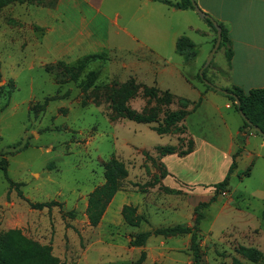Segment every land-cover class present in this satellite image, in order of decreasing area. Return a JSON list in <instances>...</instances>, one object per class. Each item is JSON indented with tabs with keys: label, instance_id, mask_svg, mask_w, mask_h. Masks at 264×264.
<instances>
[{
	"label": "rangeland",
	"instance_id": "obj_1",
	"mask_svg": "<svg viewBox=\"0 0 264 264\" xmlns=\"http://www.w3.org/2000/svg\"><path fill=\"white\" fill-rule=\"evenodd\" d=\"M46 1L0 8V159L8 164L7 177L0 168V233L21 229L28 238L51 246L64 264H136L142 254L140 264H193L190 234L152 236L141 247L130 241L145 231L195 225L196 206L214 196V185L228 172L231 135L242 125L235 140V152L241 153L229 190L202 209L197 232L201 263L233 264L237 258L241 264H264V140L244 126L226 95L206 86L246 92L263 88L258 64L239 59L229 71L221 47L201 80L213 46V39L203 34L208 23L196 12L192 29L171 12L132 22L128 29L135 40L125 36L121 50L104 52L103 59L91 62L74 80L77 71L64 66L74 63H53L40 44L45 29L33 23L30 6ZM123 20L127 17L119 20L120 26H125ZM149 21L156 26L149 29ZM183 35L196 44L190 61L176 52ZM76 58L69 61L76 63ZM92 71L96 76L89 79ZM131 78L138 89L126 107L136 113L157 108V122L112 117L111 93ZM153 86L161 90L159 96L170 91L173 102L146 97L145 90ZM180 99L189 102L185 106ZM184 107L190 114L176 126L182 132L159 135L153 130L164 126L168 113ZM190 141L195 151L178 157ZM18 143L27 148L15 152ZM165 146L174 147L175 153L164 163L158 147ZM113 158L125 164L128 177L100 224L92 227L86 215L88 195L105 182L104 165ZM161 163L172 175L168 171L170 177L153 185ZM10 182L21 184L30 202L61 205L35 210ZM124 205L136 207L144 220L128 224L121 213ZM239 247L260 251L261 260H248L237 252Z\"/></svg>",
	"mask_w": 264,
	"mask_h": 264
},
{
	"label": "trees",
	"instance_id": "obj_2",
	"mask_svg": "<svg viewBox=\"0 0 264 264\" xmlns=\"http://www.w3.org/2000/svg\"><path fill=\"white\" fill-rule=\"evenodd\" d=\"M38 0H0V8L5 7L13 2L18 4H31ZM168 6L174 7L176 9H192L195 10L191 0H180L176 3H172L170 1L159 0ZM208 25L212 28L214 33L216 34L217 40V30L214 27V22H216L211 16L205 13L204 18ZM217 25L221 28L222 31V41L221 47L225 49V56L227 59L228 66L231 67V60L233 58V50L232 43L229 37L228 31L217 23ZM196 45L193 41H191L188 37L182 36L178 38L176 42V52L184 57L186 61L192 60L196 56ZM219 48V49H220ZM104 53L100 54H92L88 55L74 64L68 65L63 62H59L58 65H64L68 70H76L75 75H72V79L77 80L79 78L80 73H82L87 66L91 62H95L97 60L103 59ZM212 64V62H211ZM210 64V65H211ZM210 65L208 67H210ZM207 69L203 71V75L201 80L205 79V72ZM218 71L223 72L221 69L217 68ZM96 76L95 72H90L88 77L89 79L94 78ZM208 89L215 90L213 87L206 85ZM138 89V85L135 79H129L125 84H123L120 89L113 90L111 93V108L115 116L112 117H122L128 120L142 123V124H150L153 122H157L158 117V109H150L149 111H143L142 113H136L131 111L126 107L125 103L132 97L135 96V92ZM230 93H234L238 100L240 101V107H237L235 104V99L233 97L227 96L234 104L235 110L239 113L240 110L245 114L248 118L249 123L243 120V124L247 128L254 129L258 127L264 133V88L251 89L248 92H245L243 89L239 87H234L233 89H226ZM158 92H161L159 88L153 86L151 88H147L145 90L144 95L150 99H156L157 102H167L172 103L173 97L170 94V91L166 90L163 92L161 96L158 95ZM185 106L188 104L187 99H180ZM201 99L198 104L195 106L193 110H195L199 104L201 103ZM48 104V101H45V105ZM190 112L184 108L181 110H177L175 112H170L165 116L164 126L153 127V130L157 132L159 135H165L169 133H174V131L182 132V129L176 127L178 123L182 122L189 116ZM175 127V129H172ZM184 130V129H183ZM257 135H260L256 131ZM261 136V135H260ZM262 137V136H261ZM263 138V137H262ZM264 139V138H263ZM190 146L187 150L178 153V157H185L194 152L193 142H189ZM27 148V144L22 146L20 143L14 146L15 152H18L22 149ZM160 151V155L165 157L168 155H173L175 153L174 147L165 146L158 147ZM14 152V153H15ZM241 153V149H238L236 153L232 156V162L228 168V172L225 175L224 179L215 184L216 193L208 202H200L196 208V218L195 225L193 227L177 225L173 227L167 228H158L152 231H145L141 233H137L132 236L130 244L135 247H141L146 244L149 238L152 236H168L172 234H190L191 242H192V250L194 256L193 264H202L201 256H200V244L198 239V226L201 224L204 214L202 209L209 207V205L217 200V195L226 193L230 187L231 175L237 169V157ZM0 168L4 172L7 177V168L8 164L5 159H0ZM105 172V182L97 186L89 195L86 207V215L89 221L90 226L97 227L109 204L112 202L116 194L122 189L124 180L128 177V170L125 164L115 158L111 159L104 165ZM160 173L154 176V181L152 184H157L160 180L165 179L169 176V172L165 167L164 163L160 164ZM250 169H248L245 174L249 175ZM19 183L10 182V187L15 188L18 192V196L22 199H25L31 208L35 210H43L45 208L51 209L54 206H60L61 203L56 201L44 202V203H33L27 200L22 191L20 190ZM168 190V189H166ZM122 216L124 220L130 225H139L144 218L137 213V208L131 205H124L121 210ZM238 253L243 255L248 260L257 263L262 258V253L258 250L247 248V247H239L237 250ZM145 258V254H142L140 260L136 264H140V262ZM0 264H64L59 261L52 254V247L49 245H42L30 238H28L21 229H9L4 233H0ZM233 264H241V261L235 258L233 260Z\"/></svg>",
	"mask_w": 264,
	"mask_h": 264
},
{
	"label": "crops",
	"instance_id": "obj_3",
	"mask_svg": "<svg viewBox=\"0 0 264 264\" xmlns=\"http://www.w3.org/2000/svg\"><path fill=\"white\" fill-rule=\"evenodd\" d=\"M165 1L176 3L180 0ZM195 2L200 10L228 31L233 50L229 71L233 70L232 66L239 59L245 63L256 62L257 77L264 80V0H195ZM30 12L34 17L33 23L45 29L40 44L45 47V52L52 58L53 63L57 61L75 63L69 61L72 56L77 57V62L88 55L112 49L121 50L125 36L135 40L129 33L130 24L134 21L142 22L155 15L163 16L174 12V17L178 15L184 20V24L192 29L197 22L193 15L197 14L195 10L176 9L159 0H50L41 5L30 6ZM123 16L127 17V20H123L125 26H120L119 20ZM154 26H156L154 23L148 22L149 29ZM203 34L209 40L213 39V48L216 34L209 25L203 30ZM188 38L195 44L192 37ZM207 93L208 91L204 92V97ZM204 97L200 105L204 102ZM227 107L230 108L229 104ZM241 127L242 125L237 128L234 135H231L233 142L228 152V160L231 158V162L232 156L236 153L235 140L240 135ZM169 156L171 155L163 157L162 161L165 163ZM168 171L172 175L170 169Z\"/></svg>",
	"mask_w": 264,
	"mask_h": 264
},
{
	"label": "water",
	"instance_id": "obj_4",
	"mask_svg": "<svg viewBox=\"0 0 264 264\" xmlns=\"http://www.w3.org/2000/svg\"><path fill=\"white\" fill-rule=\"evenodd\" d=\"M192 1V4L195 8V11L198 13V15L201 17V18H205V13L200 10V8L197 6L195 0H191ZM214 24V27L216 28L217 30V40L215 42V45L209 55V58L204 66V69L207 68L210 63L212 62L213 58H214V55L215 53L218 51V49L220 48V45H221V41H222V31H221V28L217 25L216 22L213 23ZM203 75V72L201 74V76ZM209 86L213 87L217 92H221L223 93L224 95H227V96H230V97H233L235 99V104L237 105V107H240V101L238 100L237 96L234 94V93H230L228 92L227 90H224V89H221L219 87H216L212 84H208ZM239 114L241 115V117L243 118V120L247 123L250 124L248 118L245 116V114L240 110ZM255 131H257L263 138H264V133L261 131V129H259L258 127H255L254 128Z\"/></svg>",
	"mask_w": 264,
	"mask_h": 264
}]
</instances>
